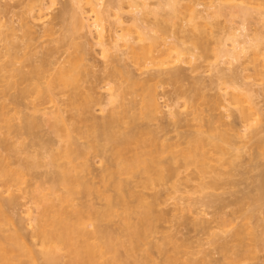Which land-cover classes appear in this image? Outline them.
Returning <instances> with one entry per match:
<instances>
[{
  "label": "bare ground",
  "instance_id": "1",
  "mask_svg": "<svg viewBox=\"0 0 264 264\" xmlns=\"http://www.w3.org/2000/svg\"><path fill=\"white\" fill-rule=\"evenodd\" d=\"M6 1L0 5V42L5 44L0 96L7 100V90L25 84L12 98L16 113L22 114L19 106L27 101L46 120L25 115L16 143L0 138V264H241L255 253L260 238L250 221L261 208L256 204L263 200L264 183L256 201L250 196L251 206L232 212L226 211L229 205L221 207L219 196L192 201L181 210L191 197L177 200L181 212L199 205L190 223L204 230L214 247L202 257L191 242L163 226L171 218L159 206L171 193L190 195L188 188L201 193L221 188L224 169L234 166L244 150L263 154L264 115L255 98H264V0H112L107 9L105 0H66L55 18L69 38L54 45L70 41L79 56L70 55L68 65L41 60L27 71L17 65L31 61L32 54L23 52L32 51L43 36H53L46 18L56 0L48 6L44 0ZM122 14L132 17V27H125ZM254 15L259 27L252 31L248 23ZM14 16L20 21L17 27ZM3 18H9L8 24ZM235 19L240 22L236 29ZM37 25H45V34L34 30ZM88 36L95 43L85 42L101 49L110 69L103 72V100L96 98V88L84 91L80 85L92 77L79 51L86 52L87 44L79 39ZM199 59H225L228 68L208 62L211 81L198 80L183 90L179 64L191 67ZM244 64L252 66L253 80L244 75ZM163 84H171L176 93L167 113L158 91ZM34 97L37 105L30 101ZM94 104L107 115L92 116ZM50 120L58 140L49 138L41 159H23L21 138H39L35 130ZM9 122L1 103L0 132L2 123ZM153 122H159L156 128ZM90 156L103 163L98 175H93ZM43 158L55 169L52 186L25 191ZM81 196L95 197L102 205L81 204ZM25 199L29 201L23 203ZM208 207L216 211L210 222L205 220Z\"/></svg>",
  "mask_w": 264,
  "mask_h": 264
},
{
  "label": "rangeland",
  "instance_id": "2",
  "mask_svg": "<svg viewBox=\"0 0 264 264\" xmlns=\"http://www.w3.org/2000/svg\"><path fill=\"white\" fill-rule=\"evenodd\" d=\"M0 5H6L5 3H7L6 0H0ZM49 3L50 0H44ZM109 2H112V0H105L103 6L106 7L105 9H107V6L110 4ZM66 3V0H56L55 2V6L52 5L50 11L51 13H48V21L50 19L51 25L50 27L53 28L54 30V34L53 36H43L42 39H40L39 44H36L33 48L32 51L30 50H26L25 52H23L22 54H32V58L31 61L25 62L24 59L21 60V63H19L17 66L18 68H24L26 71L30 68V66H32L33 64L39 63L41 60H46L49 63L55 64L57 61H59V59L61 60L60 62H62V65H68L66 64V62L69 60L68 57L71 55L72 59L79 56L77 53H75V49L73 48V46L70 45V41H68V43H66L65 45H54L57 43V41L61 40L62 37H66L69 38V34L66 33V31L64 32L63 26L60 22L58 18V15L60 14L64 4ZM154 3V1L152 2ZM8 4V3H7ZM11 4V3H10ZM106 5V6H105ZM48 6V4H47ZM110 6V5H109ZM103 7V9H104ZM19 9V8H17ZM15 9L14 12H17L18 14L20 13L21 10H17ZM109 10H111V8H108ZM201 9V8H200ZM198 9V10H200ZM123 15V19L122 22L124 23L126 28L132 27V22H131V18L128 14H122ZM57 16V18H55ZM126 16V17H125ZM255 16V15H254ZM251 19V23L249 21V27L252 29V31L256 30L253 28H257L256 26L259 27V24L257 22V16L256 19L254 18ZM9 19V18H8ZM6 18H3V22H7ZM113 21L114 18H110V21ZM223 19L221 18L220 21ZM12 21L14 22V25L17 27L18 25H20V21L19 18L16 16L13 17ZM111 21V22H112ZM257 22V25L256 23ZM239 19H235V22L233 24L234 28H238L239 25ZM8 24V22H7ZM39 24V23H38ZM128 24V25H127ZM251 24V25H250ZM47 25V24H46ZM107 25H109L107 23ZM223 25L225 27L229 26L226 23H223ZM227 25V26H226ZM128 26V27H127ZM45 25L42 27L41 25H37L36 28H34V30L37 29L41 31V33L44 31ZM49 27V28H50ZM2 30H6V29H2ZM39 31V33H40ZM43 34V35H44ZM18 36H22V34L20 32H17ZM42 35V34H41ZM223 35V34H222ZM40 36V35H38ZM64 37V38H65ZM87 37V36H86ZM84 38H80L79 39V43L80 41L83 42L84 44L88 41V43L90 42L95 43L94 41H91V39L89 40V36H88V40ZM3 38V37H2ZM225 38H227L226 34H225ZM83 39V40H82ZM178 39L180 40L181 37L179 36ZM170 40L168 38V42L170 43ZM86 41V42H85ZM78 42V41H77ZM172 42V41H171ZM227 43L228 48H231V41L230 40H226L225 41ZM87 44L86 46V52L83 53L82 50H79L81 52L80 55L84 54V58H85V72H89L90 75H92L91 78L89 79H83L80 83V85L82 86V89L84 91H88L91 88H96V98L97 99H104L105 97V91L104 89H101V87H104L107 82L106 81V75H103L104 72V68H106L107 72H109L110 69H107L108 66L106 67V63L104 64V61L101 57V49L95 44H93L92 46H90L91 44ZM91 47V48H90ZM187 47H190V45H188ZM5 44L0 42V53L1 52H5ZM89 50V51H88ZM61 54H64L63 56ZM73 54V55H72ZM112 54V51H111ZM62 56V58H61ZM214 60V61H213ZM224 60L225 59H220L219 61L217 60V62L215 61V59H199L197 61H195V63H191V67L190 64H179L176 65V67L178 66V68H180L179 70H181V81H180V85L183 87V90H187L190 89L191 86L196 83L198 80H203L205 83H209L211 81V78H213V73L209 71V64H217L219 63V67L223 68H228V66L224 65ZM209 62V64H208ZM2 64V62H0V65ZM105 65V67H104ZM246 65V64H244ZM242 68L246 69L244 71L245 76H250L249 79H252V66L250 65H246ZM109 68H111V65L109 64ZM194 66V67H193ZM197 68H196V67ZM217 66V65H216ZM225 66V67H224ZM58 66H54L52 68H57ZM175 67V68H176ZM172 68H174L172 66ZM177 68V69H178ZM197 69L195 71H193L194 69ZM241 68V69H242ZM167 69H170L167 67ZM192 69V70H191ZM52 74L55 73V71L51 72ZM138 74V73H137ZM250 74V75H249ZM139 75V74H138ZM141 75V78H146V76ZM146 75V74H145ZM201 78V79H200ZM253 80V79H252ZM252 80H247V83H251ZM250 81V82H249ZM26 85H22L19 88L16 89H11V90H7V95H8V99H2V97L0 96V104L4 103L6 106V112L8 115V118L10 119L9 124L8 123H2L1 125V132H0V138L4 141H6V138L9 140L10 143H16L17 140L19 139V133L16 131L19 128L24 126V116L25 115H31L33 116V118L36 121H43L46 120L42 117L41 113L35 114V112H33L32 108L34 107L33 105H31V102H27L25 101L23 103L22 106H19V111L22 112V114L18 115L16 112V107L17 105L15 104V101L12 100L13 97L17 96L19 94V90L25 88ZM97 87H100L97 88ZM160 97L162 98V105L165 107L164 108V112L167 113L169 108L171 107V103L174 102V98L176 93H175V89L171 84H166V85H161L158 89ZM104 94V95H103ZM256 97V96H255ZM257 98V97H256ZM255 98V101L257 102V105L259 108L262 109V113L264 115V98L262 97H258L257 99ZM128 99L131 100V97H129ZM30 101L33 102L34 105H37L39 102L38 100H35V97L32 98ZM170 105V107H168ZM167 106V107H166ZM29 108V109H28ZM47 108L46 106L43 107ZM48 108L50 109V107L48 106ZM53 109V107H51ZM168 108V109H167ZM167 109V110H166ZM32 110V111H31ZM183 112L187 111V108H182L181 109ZM178 110V111H181ZM101 111V107L97 104H94V106L92 105V116L95 115L97 117H105L107 115V112L102 113ZM228 115V114H227ZM163 118V117H162ZM48 121V120H47ZM54 122V120H50L49 123H45L43 126H41L40 129L35 130V133L37 134V136H39V138H36L34 136L30 137V136H26L24 135L23 138H21V141L18 144V146H21L20 149L22 151H24V154L22 155V158L24 159L26 156H31V155H41L40 159L42 158L43 152L41 150L42 146H47L49 145V138L55 141H57L58 139L53 136L52 134V130H51V124ZM155 122V121H154ZM151 123L150 125L156 128V126L158 125V123ZM161 122H165L162 121ZM263 123V122H262ZM163 124V123H160ZM159 124V125H160ZM164 127V126H162ZM161 127V128H162ZM262 130H264V123L261 124L260 127ZM181 132V131H180ZM174 134L172 133L171 136H173ZM34 138V140H33ZM36 138V139H35ZM7 142V143H9ZM9 143V144H10ZM79 143L80 144H86V141L83 139H79ZM239 147H242V145H239ZM244 152L246 154L241 153V159H236L235 161V165L232 167H226L224 169L225 171V177L223 178V182H222V186L221 188L218 189H208L206 192L201 193V192H195L194 189L191 190V188L187 189V191L191 192V196L185 193H181V192H177V193H171L170 195H168L167 200L165 203H161L159 206V210L160 211H167L168 213H170V218L171 221L170 222H166L165 225H163L166 229L171 230L174 234L177 235V238H179L180 240H188L189 242H191V246L193 247V249H197V250H201V254L198 255L197 257H202L203 255H205V253H209L212 252L214 247L211 245L210 241L211 238H209L207 235H205V231L202 230L201 228L197 229L195 228L190 222L193 220L192 218L195 217V215H193V212L196 211L198 206H195L193 208V210L191 212H187L186 210H183L182 212L180 211L181 208H185L186 205L188 203L192 204L193 202H198L201 199H204L205 197H209L211 195L214 196H219L223 199V203L221 204V207L227 206L229 205V208L226 210L227 212H232V211H237L238 209L244 207V208H248L249 206L252 205V202L250 200V196L256 201L259 197V190L262 187L263 183H264V151L263 154L259 153L258 150H252L250 149V151H246L244 150ZM257 154L258 158L256 156L255 159H253L252 155ZM93 155V154H92ZM260 156V157H259ZM100 158H98L97 156H90V164H92L93 170V175L96 174L98 175V173L100 172V168L101 165L103 163H101L102 161L99 160ZM41 162V166L36 168L35 170H33V178H29L27 180L26 185H24V189L25 191H31L33 190L35 187H42V188H49L52 186V180L51 178L53 177V173L55 172V169L48 165L49 164V160L47 158H43L42 160H40ZM103 166V165H102ZM98 172H97V171ZM194 169H190L187 173L184 174V176L189 175L192 173ZM95 176V175H94ZM89 178H93L89 176ZM96 181V180H95ZM97 182V181H96ZM191 186H197L196 184H198L197 182H193L191 183ZM170 190L171 189V185L169 186ZM181 189H184V186L181 187ZM185 190V189H184ZM183 190V191H184ZM185 196L187 198L191 197V201L186 202L184 201V206L180 207V210H178V207H175L176 203H178L177 200H179V198H182ZM82 197V196H81ZM28 199H25L23 201V203H26ZM29 201V200H28ZM27 201V202H28ZM193 201V202H192ZM79 202L81 204H93L94 206H97L98 208L100 207V205H102V203L96 199L95 197H89V198H81L79 200ZM183 205V202H181ZM29 207H31L30 203L28 204ZM27 206V207H28ZM256 206H260V210L257 212V216L256 218H254V220L250 221V225L251 227H253L256 230L257 235L260 238V241L255 242L254 246H255V253L253 252L251 254V256H249L248 258H246L241 264H264V195H263V200L262 202H260V204H256ZM220 207V208H221ZM177 208V210H176ZM209 208V209H208ZM206 208V213H208V215H205V220L207 222L212 221L214 215H215V209H210V207ZM180 211V212H179ZM205 211V209H204ZM235 217H238L235 216ZM191 220V221H190ZM193 222V221H192ZM241 223L240 220L237 221L236 225H239ZM201 246V247H199Z\"/></svg>",
  "mask_w": 264,
  "mask_h": 264
}]
</instances>
